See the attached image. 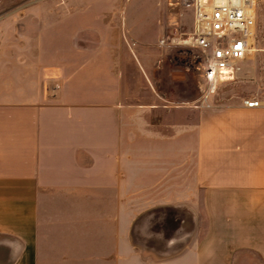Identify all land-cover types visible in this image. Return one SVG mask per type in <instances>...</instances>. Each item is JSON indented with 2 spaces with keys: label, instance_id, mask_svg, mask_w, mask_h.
Masks as SVG:
<instances>
[{
  "label": "crops",
  "instance_id": "1",
  "mask_svg": "<svg viewBox=\"0 0 264 264\" xmlns=\"http://www.w3.org/2000/svg\"><path fill=\"white\" fill-rule=\"evenodd\" d=\"M24 1L5 3V23L20 21L19 32L8 24L7 37L33 41L34 59L26 47L10 50L19 65L0 70V264H141L125 228L129 162L133 193L162 186V200L188 203L198 215L194 241L174 260L264 264V100L254 99L257 108L241 97L183 108L173 178L171 110L155 96L149 55L124 48L123 19L107 12L117 3L85 1L84 12L65 15L69 3ZM90 9L99 23L85 18ZM135 136L163 148L129 157L125 137ZM184 156L194 158L185 194Z\"/></svg>",
  "mask_w": 264,
  "mask_h": 264
},
{
  "label": "rangeland",
  "instance_id": "2",
  "mask_svg": "<svg viewBox=\"0 0 264 264\" xmlns=\"http://www.w3.org/2000/svg\"><path fill=\"white\" fill-rule=\"evenodd\" d=\"M0 70L3 66H17L18 57L10 55V50L19 51L20 49L27 48L29 61H33L34 57L32 51L34 50V42L22 40L16 41L7 37L12 31L8 29V26L12 24L13 31L19 32L18 27L20 21L17 20L14 23L7 24L8 9L5 8L6 1L0 0ZM66 2L69 3V9H61L60 12L68 15L69 13L84 12L83 8L85 1L90 0H25L23 3L30 5H37L41 2ZM109 2L117 3L116 8H110L107 10L109 14L119 19H123V26H120L121 39L125 49L136 50L144 49L146 60L149 62V68L147 73L149 79L156 93V98L165 108L171 110V122L173 123L172 132H168L171 135L172 146V177L174 178L175 169L180 164V143L181 132H178V126L183 123V108L193 106V102L199 97V85L202 82V67L203 64L200 59H197V53L189 49H183L177 46H162L160 41L170 34L172 22L175 19L174 14L166 8L165 0H108ZM48 18H51L53 10L44 9ZM57 11V10H56ZM95 10H86L84 16L88 20L95 19L93 14ZM185 21L178 19L179 23L177 29L179 32H188L191 25V11L185 10ZM106 18L103 16V19ZM126 19V22L124 21ZM102 20V19H101ZM102 22V21H101ZM99 23L98 21L95 23ZM136 26V27H135ZM124 28V29H123ZM136 30V35L133 30ZM129 31V32H128ZM8 33V34H7ZM129 33V34H128ZM90 34V33H89ZM123 34V35H122ZM256 43L255 47L259 50L264 49V3L259 2L257 5L256 16ZM141 40H139V39ZM142 38H147V42H143ZM43 45L48 50H51L50 42L44 41ZM150 54H149V53ZM263 52L258 51L254 54L251 60L247 61L242 67L241 72L234 78L227 79L222 82L218 87L213 102L224 98H237L243 99H260L264 100V76L261 70V61ZM2 78L5 74L0 73ZM7 75L6 77H8ZM46 79V78H45ZM46 82V81H45ZM48 82V81H47ZM158 117L152 121L153 123L160 125L163 123L162 111L157 113ZM167 122V120H166ZM158 130V127H157ZM167 133V132H166ZM156 140L149 137L135 136L125 137V143L128 146L127 153L130 156L134 154L136 158H142L147 154L146 151L151 149L155 145H160L163 148V142H155ZM151 147V148H150ZM158 152V150H157ZM162 155L163 150H160L158 155ZM189 157V156H188ZM184 156V169H183V194L188 192L193 185L194 172H193V160L189 157L187 163ZM125 200H124V215H125V228L131 225L136 216L153 206L171 204V203H183V201H165L162 200L163 187L156 188L158 191L154 193V189L149 185H145V191L140 193H133L135 185L133 184L131 163H125ZM129 166V167H128ZM178 171V170H177ZM177 178V177H176ZM178 186L172 185V196H175V190ZM160 192V193H159ZM137 252V251H136ZM141 264H160L153 263L150 260L142 259L140 253L137 252ZM163 264V263H161ZM164 264H183L179 260H173Z\"/></svg>",
  "mask_w": 264,
  "mask_h": 264
},
{
  "label": "built area",
  "instance_id": "3",
  "mask_svg": "<svg viewBox=\"0 0 264 264\" xmlns=\"http://www.w3.org/2000/svg\"><path fill=\"white\" fill-rule=\"evenodd\" d=\"M264 0H165L166 8L174 14L170 34L162 46H177L197 53L202 67L199 97L195 108H211V100L223 81L236 77L247 61L258 51L256 43L257 5ZM191 11L188 32H179V20L185 21L184 11ZM264 76V55L261 61ZM247 108H257L258 100L243 101Z\"/></svg>",
  "mask_w": 264,
  "mask_h": 264
},
{
  "label": "water",
  "instance_id": "4",
  "mask_svg": "<svg viewBox=\"0 0 264 264\" xmlns=\"http://www.w3.org/2000/svg\"><path fill=\"white\" fill-rule=\"evenodd\" d=\"M198 215L188 203L153 206L132 221L128 239L142 259L174 260L187 250L198 231Z\"/></svg>",
  "mask_w": 264,
  "mask_h": 264
}]
</instances>
